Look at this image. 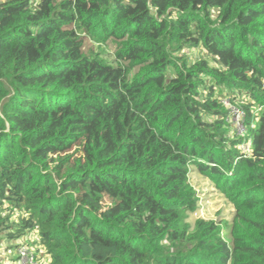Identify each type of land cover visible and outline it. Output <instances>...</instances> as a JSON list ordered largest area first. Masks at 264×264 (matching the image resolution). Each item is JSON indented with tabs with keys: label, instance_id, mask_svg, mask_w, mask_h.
<instances>
[{
	"label": "trees",
	"instance_id": "1",
	"mask_svg": "<svg viewBox=\"0 0 264 264\" xmlns=\"http://www.w3.org/2000/svg\"><path fill=\"white\" fill-rule=\"evenodd\" d=\"M192 172L231 223L190 221ZM30 235L48 264H264V0H0V247Z\"/></svg>",
	"mask_w": 264,
	"mask_h": 264
},
{
	"label": "rangeland",
	"instance_id": "2",
	"mask_svg": "<svg viewBox=\"0 0 264 264\" xmlns=\"http://www.w3.org/2000/svg\"><path fill=\"white\" fill-rule=\"evenodd\" d=\"M6 1V0H2ZM94 49L100 51L106 55L111 54L112 50L103 43L92 39L90 40ZM224 103L226 106L231 108L229 103V99H226L225 96L223 97ZM235 110H233L234 113ZM231 122L235 125L237 133L243 135L246 133V129L243 126V120H237L236 118H232ZM249 145L247 146V148ZM242 148V147H241ZM191 185L196 192V196L199 200L200 210L198 213L191 217L190 221L195 223L197 220H204L206 222L212 221L216 224L220 223H231L233 221L235 215V209L233 205L226 199V197L220 193V190L216 188V186L208 179L198 175L195 172L191 173ZM225 236H228V232H225ZM38 238L36 236L30 235L26 238L28 242V246L34 249L38 253V245L37 241ZM11 245H2L0 247V261L2 264H18L17 261L8 262L7 257H13L15 259L18 258L17 252H10ZM38 258L40 264H48L49 258L47 256L43 257L42 252L39 251Z\"/></svg>",
	"mask_w": 264,
	"mask_h": 264
},
{
	"label": "built area",
	"instance_id": "3",
	"mask_svg": "<svg viewBox=\"0 0 264 264\" xmlns=\"http://www.w3.org/2000/svg\"><path fill=\"white\" fill-rule=\"evenodd\" d=\"M233 110H235L234 113H232L233 119L236 118L237 120H243V113L237 109ZM242 150L244 152H249V147L247 148V146H243ZM18 259V264H40L38 255L36 254L35 250L30 248L29 246H22L18 250Z\"/></svg>",
	"mask_w": 264,
	"mask_h": 264
},
{
	"label": "crops",
	"instance_id": "4",
	"mask_svg": "<svg viewBox=\"0 0 264 264\" xmlns=\"http://www.w3.org/2000/svg\"><path fill=\"white\" fill-rule=\"evenodd\" d=\"M14 260H15V258H13V257H7V261L8 262H14ZM15 264V263H14Z\"/></svg>",
	"mask_w": 264,
	"mask_h": 264
}]
</instances>
